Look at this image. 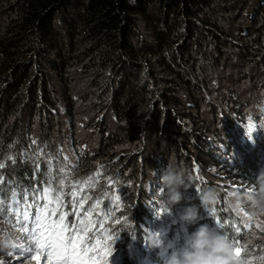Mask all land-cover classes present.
<instances>
[{
    "label": "trees",
    "instance_id": "1",
    "mask_svg": "<svg viewBox=\"0 0 264 264\" xmlns=\"http://www.w3.org/2000/svg\"><path fill=\"white\" fill-rule=\"evenodd\" d=\"M227 5H230V12L236 11L256 23L249 39L259 27L263 26L264 29V0H0V144L10 147L15 154L8 155L6 149L0 154V177L11 181L15 180L19 171L28 173L36 167H45L44 160L30 156L29 162L17 171L9 166L20 157L22 151L27 150L15 141V138L22 137L19 119L23 113H28V118L35 108H41L50 120L55 118L50 110L58 105L47 96V93L50 95V90L54 91L53 81H49L46 75L53 56L56 54L62 69L61 80L64 82L66 73L73 65L83 61L84 71H88V63H91L93 71H100L96 77L100 76L102 80L97 81L104 82L98 94L103 101L102 106L106 104L110 120L114 118L119 129L114 133L107 132L102 156L104 164L98 165L94 173H90L87 159H81L77 151V176L81 180L79 184L82 188H88V191L85 199L76 204L81 203L84 207L93 204L92 209H98L100 213V218H95L92 211V216H85L82 209L81 216L89 220L85 221L84 228H92V222L94 226L100 225L105 229V237L108 238L105 242L101 241L99 244L97 239L90 237L91 246L96 249L101 247V255L117 256V252L123 253L128 264H144L147 258H152L148 257L145 235L147 230L151 231V235L156 233L159 216L154 215L146 204L152 202V197L143 187L145 178L154 175L165 179L168 170L170 187L179 189L178 192L168 189L169 205L182 206L189 197L185 210H196L197 214L201 212L200 206H209L210 196L218 189L208 185V182L195 179H187L180 185L181 174L192 177L189 155L186 152L187 133L190 129L187 124L198 127L202 123L200 119L190 118L185 114L184 111L189 109H185L182 96L187 91L192 100H195V95L201 91L197 84L200 70L198 65L207 59V50H210V60L213 63L221 59L223 49L231 44L229 35L209 16L215 12H207ZM259 20L262 24L257 26ZM44 26L50 31V35L45 36ZM68 31H71L68 36L70 45L66 47L64 39L67 38ZM244 32L249 33V30L244 29ZM117 33L120 34L119 37L116 36ZM55 46L58 47L57 50H54ZM215 49L218 51H214ZM238 49L240 52L236 53H241L245 48ZM260 58L261 56L258 61ZM261 62L264 63V59ZM67 94L68 92L65 95ZM67 102L69 103L68 100ZM146 107L148 111L145 114L150 119L144 125H139L136 118L144 115L142 110ZM65 109L68 112L72 110L70 103ZM230 111L236 114L231 123L239 120L238 114L244 116L237 107ZM257 123L259 141L263 146L264 137L261 134H264V127ZM3 127L6 128L4 132ZM101 127L103 132L109 129L105 117ZM152 127L157 130L160 128L165 140L159 143V137H148V146L144 148L145 140L135 136L136 131H147ZM198 130L201 131L202 128L198 127ZM45 136L41 138V149L51 151L52 146L44 139ZM196 136L200 143L210 144L203 134L197 133ZM149 143L154 144V150L149 148ZM237 143H240L239 140ZM257 155V148L245 154L241 170L246 179H232L223 170L217 175L221 187L228 191L226 194L238 193L236 205L243 208L248 217H251L250 210L255 205V191H259L262 186L253 164ZM242 157L240 154L239 159ZM3 159L7 160V166L2 164ZM80 161L84 163L82 166ZM51 163L57 170L53 156ZM114 166H118V169H113ZM100 169L111 174L109 178L113 182L112 186L105 187L97 178V175L100 176ZM25 179L24 176L20 182L13 180L6 187H0V193L5 194L13 185L19 186L17 190H23L25 183L22 182ZM198 183H203L200 194L208 199L201 197L200 201L195 202L194 186ZM26 184H29L28 181ZM39 185L43 189H39L42 195L45 187L42 176L39 178ZM96 187L99 190H94ZM203 190L206 193H202ZM68 196L69 194L59 192L56 205L63 207ZM26 197L31 199L30 191ZM155 201L156 207H164L158 199ZM224 211L226 213L221 212L222 217L227 215V220H230L233 216L231 210L225 208ZM5 219L6 211L0 210L1 225L5 223ZM170 219L172 218L164 215L161 225ZM69 220L75 221L73 216ZM225 222L226 226H237L235 222ZM54 224H62V221L58 218L52 223ZM33 244L26 245L22 242L15 243L12 248H0V257H14L5 250L14 254L22 250L30 257L34 251ZM105 250L108 251L103 252ZM254 255L257 260L264 261V245H258ZM3 258H0V264L4 261ZM24 259H27L26 256ZM100 259L103 263L110 262Z\"/></svg>",
    "mask_w": 264,
    "mask_h": 264
},
{
    "label": "rangeland",
    "instance_id": "2",
    "mask_svg": "<svg viewBox=\"0 0 264 264\" xmlns=\"http://www.w3.org/2000/svg\"><path fill=\"white\" fill-rule=\"evenodd\" d=\"M229 8L230 5L215 7L209 11H214L215 13L212 15L209 14V16L217 21L223 31L229 35L228 40L231 44L228 45V48L223 49L221 61L212 63L210 60V50H207V59L203 60L198 65L200 70L197 84L201 91L195 95V100H192L190 94H187V91H185L182 96L186 104L185 109H189V111H184L185 114L190 118L200 119L202 123L198 125V127L202 128V130L199 131L198 127L187 124L190 126V129L187 133L186 152L189 155V168L192 171V177L181 174L179 178L180 185L187 179L189 181L195 179L205 182L206 179H208V183L213 180L214 183L210 184L213 185V187H218L221 185V181H217L216 178L221 170L230 176L234 175L238 170V168H236L238 160L233 153V147L240 145L243 149H247L248 153H251L256 148L258 151V148L262 146L261 141H259L260 134L257 131V128H259L257 122L264 127V63L261 62V60L264 59V29L263 26L259 27L253 37L249 39V35H251L256 23L242 17V15H239L236 11L230 12ZM261 24L259 20L257 26ZM122 27L124 26L122 25ZM244 29L249 30V33H245ZM119 35V33L116 34L117 37H119ZM254 42H260L262 44L255 45ZM252 46H254L255 50H257L261 56L260 60L256 63H252V59L245 58L243 55L245 49L247 48L250 51ZM239 47L245 49H243L241 53H236V51L240 52L238 49ZM88 67L89 70L84 71L83 61H81L80 64L73 65L72 69L69 71V74L72 76L71 85L68 87V94L65 101L67 104L66 108H68L69 103L72 106V110L69 112L70 117L64 116L63 107H61L56 96L54 85H52L54 91L50 90V95L47 93V96L51 98L55 105H58V107L51 110L55 118L50 120L45 111L41 108H35L31 117L27 118L28 113H23L22 117L19 119V128L22 131V135L25 130H29L27 136H25V140H28V138H32L33 140L30 143V148L25 147L30 157L41 159L46 162L44 168H39L41 170L40 173L36 171V174L43 177L45 185L48 184L57 187L65 182L66 186H69L73 185L74 179L78 182L81 181L77 176V169H73L74 167L77 168L74 164V162L77 161V151L81 159H87V163L90 165V173L97 171V166L104 164L102 156L105 152L104 142L107 139V132L114 133L116 129H119L115 119L113 118L110 120L111 116L107 114L109 112L105 108L106 104L102 106L103 101L98 96L104 85L103 81H97L102 80L100 76L96 77V74H99L100 71H93L91 63H88ZM238 105L244 109L245 118L241 121H236L237 125L234 130H228L225 125L231 126L235 124V122L231 124L225 123V115L229 116L230 110ZM216 110L220 113L218 116H215ZM147 111L148 107L144 108L142 110L144 115H139L136 118L139 125H144L149 121L150 116L145 114ZM223 111H225V114ZM110 114L112 113L110 112ZM104 117L109 128L106 132H103V127H101L104 122ZM160 123L162 125L164 124V122ZM204 127L207 128L206 131L208 133L206 138L217 145L216 149L212 150L210 145L201 144L200 139L197 138L196 134H203ZM5 129L6 128L3 127L2 132H4ZM158 129L159 130L154 127L147 131L138 129L135 136L145 140L143 141L144 148L148 146V137L154 138V136H157L159 137V143H163L165 140L163 131L160 128ZM33 130L37 131V134L34 135L32 132ZM150 130L151 132H149ZM39 135H46L44 139L52 146L51 151H44L41 149L43 142L38 139L40 137H36L37 139H35V136ZM236 139H239L240 143H237ZM154 147L153 143H149V148L154 150ZM1 150L2 147L0 145V152ZM6 151L12 153L10 147H7ZM6 156L7 154L4 155V158H6ZM52 156L54 157V163L58 167L57 170H55L54 165L51 163ZM21 157L23 156L21 155ZM204 160L205 163L201 164ZM2 162L6 163L7 160L3 159ZM83 164L84 163L80 161V166ZM225 167H229V169ZM113 169H118V166H114ZM239 170H241V168H239ZM14 171H17V169H14ZM102 171L106 170L100 169V174ZM211 171H213L215 175H210L209 173ZM57 173H59L58 178ZM108 176L110 177L111 174H108ZM92 177L96 178L95 176ZM169 177L170 173L167 170L165 177L167 181L164 183L165 187H170V182L168 181ZM97 178H99V175H97ZM102 178L105 179V176H101V181ZM117 178L120 177L118 176ZM157 178L163 179L160 176ZM4 181L5 185H7L6 178H4ZM87 187H90V185ZM83 189L82 192H79L78 187L76 188L77 195L75 199L79 198V201L85 199L88 188ZM67 190H69V188H67ZM260 191L259 203L254 202V209L252 208L253 210H250L251 217L247 218L242 211L240 213V209L237 207L233 206V210L229 208L232 214L234 213L236 215L239 213L238 216L243 218V222L248 223L251 227V232L248 237L245 236L247 238L243 244H238L241 248L240 259L243 260L242 264H257L258 262L264 264V261H261L262 259L257 260V257L254 255L258 250V245H264L263 186L259 188L258 192ZM221 192H223V195H220L223 200H230L233 196V192L226 194L225 192H228L226 189H222ZM217 201V195L213 192L208 200L209 206H202L200 214H197L196 210L185 213V220L188 221L190 225L189 228L185 229L180 223H175L174 226L169 229L168 236L162 235L160 243L174 246L177 249L179 259L188 261L189 254L186 251L187 245L200 243L199 240L192 238H203V240H200L204 242L205 237L214 234L216 226L212 229L209 228H211L210 226L216 220L213 219V217L207 219L206 210L211 212L213 216H215V213H220L222 216V213L219 212L220 207L216 205ZM118 213L120 214V212ZM200 216H202V218H200ZM162 220L163 216H159V227L161 226ZM198 221H201V225H197ZM205 222L208 223L203 228L200 227L205 224ZM226 227L228 229L218 233L220 236L219 238L223 240H225L224 236L226 232L229 233L236 229V227L233 226ZM183 231L185 234L181 235ZM100 233L105 236V229L102 228ZM10 234L11 232L5 226H0V247L6 248L12 245L9 239ZM13 235L17 236L16 234ZM230 240L237 241L238 237H231ZM198 248L199 254H204L206 252L202 243L199 244ZM10 255L23 259V257L16 254ZM249 258H252V260L248 261Z\"/></svg>",
    "mask_w": 264,
    "mask_h": 264
},
{
    "label": "bare ground",
    "instance_id": "3",
    "mask_svg": "<svg viewBox=\"0 0 264 264\" xmlns=\"http://www.w3.org/2000/svg\"><path fill=\"white\" fill-rule=\"evenodd\" d=\"M217 1V0H216ZM210 10H207L209 12ZM71 22V21H69ZM67 22V25L68 23ZM43 31H45V36L50 35V31L46 30V27H43ZM71 31L67 32V38L64 39V43L66 44V47L70 45L68 36L70 35ZM264 36V35H263ZM132 45H128V47H131ZM57 46H55L54 50H57ZM67 53V50H65ZM214 51H218V49H215ZM233 52V51H231ZM66 53L64 54V59L66 58ZM246 58L252 59V63H256L258 61V58L260 57L259 53L255 48L251 47L250 51L246 48L243 52ZM56 54L53 56V59L49 62L48 67L46 69V75L49 79V81H53L54 89L56 91V96L59 100V103L61 104V107H63L64 116L70 117V113L65 109L66 108V93L68 92V87L71 85V75L69 72L66 73L65 79L68 83L64 82V80H61V66L58 64ZM221 61V59H219ZM237 108L241 111L244 116H240L238 114L239 120L241 121L243 118H245L244 109L241 108L239 105ZM51 111V110H50ZM225 114V111H223ZM230 111L229 116L225 115V123H231V121L236 117L235 113ZM220 113H218V110L215 112V116H218ZM223 114V113H222ZM215 118V117H213ZM237 125V122L235 124H232L231 126H226L228 130L232 129L234 130ZM29 130L24 131V138H15V141L20 143L21 145L30 148L31 147V141L32 138H28V140H25V136H27ZM35 134H37V131H32ZM208 135L206 131V127L203 128V136L206 137ZM264 137V134H261ZM38 138L41 140L42 136H35V139ZM239 139H236V142ZM210 147L211 149H216L217 145L212 143L211 140ZM240 142V140H239ZM203 144V142H201ZM2 147V152L5 151V149L8 147L4 144H0ZM264 151V150H263ZM248 152L247 149H243L240 145H236V147H233V153L237 158L236 168H241V164L245 163L244 158L245 154ZM240 154H242V158L239 159ZM8 155H15L14 152L9 153ZM21 155L23 157H21ZM20 157L14 160L13 164H10L9 167L13 169H19L23 166H25L29 162V152L22 151ZM213 161V160H209ZM205 160L201 163L204 164ZM2 164L6 165V163ZM74 164L78 167V162L75 161ZM256 172H257V179L262 184L264 188V159L262 156V153H258L257 159L253 162ZM229 169V167H225ZM74 170L77 169L76 167L73 168ZM237 170V171H238ZM36 171L40 173L39 168H35L32 172L24 173L19 171L14 179L8 180L7 184H11L14 180L17 182H20L24 176L26 177L25 180H23L22 183H25V186L23 190H17L19 186L13 185L11 186L8 191L5 194L0 193V210L6 211V219L5 223L0 226L8 227V230L11 232L9 239L12 245H9L6 248H12L15 243L21 244L22 242H25L26 245L33 244V252L30 257L25 254V251H22L17 253L16 255H19L23 257V259H20L17 256L10 257V258H3L4 261L1 264H110L111 262H117V264H128L125 258L123 257V253L117 252L116 255H101V247L96 249L95 247L91 246L90 237H94L99 241V244H101L102 240V234L100 233V227L99 225L94 226L92 225V228H84L85 221H89L88 218L80 216L82 214V209L85 211L83 214L85 216H92L91 212L95 216V218H100V213L98 209H92L93 204L88 205L84 207L83 204L80 203V205H77V201H79V198L75 199V196L77 195L76 188L78 187V191L82 192L84 189L81 187L79 182L74 179L73 185L66 186V183L63 182L62 184L58 185L57 187H53L51 185H45L44 192L41 195L40 191L43 190L41 185H39V174H36ZM234 175H232V179H246V175L243 173L242 170H239ZM205 172V171H204ZM71 173V172H70ZM210 175H215L213 171L209 173ZM226 174V173H225ZM101 176H105V179ZM5 177H0V187H6ZM99 179L102 184L105 185V187H110L113 185V182L108 176L107 171H102ZM110 179V180H109ZM217 181H220L216 178ZM28 181L29 184H26ZM166 179H159L154 175H150V177L145 178V181L143 182V187L145 191L149 194L150 197H152V202H147V206L151 209V212L157 216H164L167 215L172 218V221H169L165 227H162V233L165 236L169 235V229L174 226L175 223H180L185 229L189 228V223L186 221L185 213L192 212V211H186L185 208L187 207L188 201H190L189 197L187 199V202L184 205H180L177 207H173L169 205V200L167 198V192L170 188L173 190V192H178L179 189H175L173 187H165ZM203 181V180H202ZM208 179H206V182ZM205 183V181H203ZM210 183H214L213 180L209 181L210 186H212ZM23 185V184H19ZM101 186V185H100ZM76 187V188H75ZM69 188V190H67ZM203 188V183H198L194 186V199L196 201H200V198L203 197L205 199H208L207 197L200 194V190ZM212 188V187H211ZM210 188V189H211ZM40 189V191H39ZM222 189H225L223 187L218 186V189L215 190V194L217 195L218 201L216 205L220 207L219 212H225V208H232L233 206L237 207L243 212V214L249 218L243 208H241L239 205H236L237 200V192H233V196L230 200H223V198L220 195H223V192H221ZM94 190H99V187H96ZM31 192V199H27L26 195ZM206 190H203L202 193H206ZM62 192L63 194H69L68 198L66 199V203L63 205V207L57 206V197L58 193ZM256 192V199L253 200L255 203H259L260 197L259 195L261 192ZM186 194V193H185ZM155 199L159 201L164 207H156V201ZM254 203V204H255ZM199 208L202 207L200 206ZM254 209V208H253ZM207 211V219H215L216 221L210 226L212 229L216 226L214 230V234H210L209 236L204 238V242H202L200 239L203 240V238H192L195 240H199L200 243H202L203 248L206 249V252L204 254H195L194 249L199 246L198 244H190L187 245L188 249H190L191 253L188 255V261H180L176 263H170V264H242V261L240 259L241 255V248L238 245L239 243H242L245 241V239L249 236L251 232V227L248 223L243 222V218L239 217L238 214H232V218L230 220H227L226 216H221L220 213H215V216L211 214V212ZM72 213V215H71ZM226 213V212H225ZM73 216L75 221L69 220V218ZM60 219L62 221V224L54 227L51 230L50 236H44L42 237L45 232L52 226V223L56 219ZM202 218V216H200ZM206 219V218H205ZM235 222L236 223V229L232 230L231 232H226L225 240L222 238H219L220 236L218 233L220 231H225L228 229L226 227V222ZM208 222H205L201 227L203 228ZM199 225H201V221H198ZM33 226L35 231L30 232L29 234L22 236L20 232L21 226ZM210 225V224H209ZM191 231V230H190ZM16 234L17 236L13 235ZM185 232L183 231L181 235H184ZM13 235V237H11ZM237 236V241L230 240L231 237ZM247 236V237H245ZM49 237H52L56 244L53 245H47ZM41 238V239H40ZM151 239V231L146 232L145 235V245H147L150 242ZM264 243V242H263ZM205 244V245H204ZM2 248V247H0ZM261 248V247H260ZM25 250V249H24ZM27 250V249H26ZM252 250V249H251ZM8 254H14L11 251L5 250ZM15 251V249H14ZM108 250H105L103 252H107ZM24 256H26L27 259H24ZM100 258H103L106 261H110L109 263H103ZM252 260V258H249L248 261ZM263 261V259L261 260ZM162 264V263H160ZM257 264H260L258 262Z\"/></svg>",
    "mask_w": 264,
    "mask_h": 264
},
{
    "label": "clouds",
    "instance_id": "4",
    "mask_svg": "<svg viewBox=\"0 0 264 264\" xmlns=\"http://www.w3.org/2000/svg\"><path fill=\"white\" fill-rule=\"evenodd\" d=\"M153 264H156L155 262H153Z\"/></svg>",
    "mask_w": 264,
    "mask_h": 264
},
{
    "label": "water",
    "instance_id": "5",
    "mask_svg": "<svg viewBox=\"0 0 264 264\" xmlns=\"http://www.w3.org/2000/svg\"><path fill=\"white\" fill-rule=\"evenodd\" d=\"M233 122H236V121H233ZM233 122H232V123H233Z\"/></svg>",
    "mask_w": 264,
    "mask_h": 264
}]
</instances>
